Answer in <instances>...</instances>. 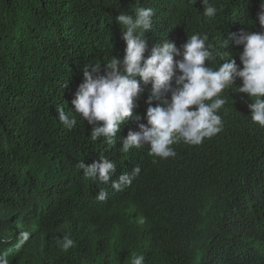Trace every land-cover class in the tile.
<instances>
[{"label":"trees","instance_id":"obj_1","mask_svg":"<svg viewBox=\"0 0 264 264\" xmlns=\"http://www.w3.org/2000/svg\"><path fill=\"white\" fill-rule=\"evenodd\" d=\"M208 3L220 10L213 19L201 0H0V255L9 264H131L136 255L144 264H264V127L251 120L239 78L223 94V130L200 145L178 142L167 159L150 155L149 144L120 151L129 131L147 124L151 85L115 147L93 141L71 103L88 64L123 57L117 17L139 7L155 12L146 57L166 38L180 47L207 34L218 47L231 33L261 31L252 23L260 0ZM242 50L219 48L237 65ZM58 107L75 116L73 129ZM101 156L115 162L116 182L140 173L119 191L86 177L79 162ZM23 231L31 236L21 245ZM66 235L74 247L65 252Z\"/></svg>","mask_w":264,"mask_h":264},{"label":"clouds","instance_id":"obj_2","mask_svg":"<svg viewBox=\"0 0 264 264\" xmlns=\"http://www.w3.org/2000/svg\"><path fill=\"white\" fill-rule=\"evenodd\" d=\"M201 3L203 16L209 19L217 16L220 10L215 5L208 0ZM259 9L256 21H252L254 26L258 22L259 32L231 33L218 47L209 43L207 34L187 36L186 43L180 47L166 38L155 44L147 57L145 34L152 32L154 10L139 7L133 16L119 15L117 22L126 44L124 55L112 57L103 65L95 63L85 67L83 83L71 101L73 112L91 126L93 141L104 138L108 145L115 147L122 125L133 117L135 101L144 87L151 85L147 124H139V131H129L120 151L128 153L149 144L150 155L167 159L176 156L173 145L178 142L200 145L223 130L219 114L227 103L223 94L239 78L242 86L238 92L247 94L251 101L248 104L251 120L264 127V0H260ZM230 45L242 46L240 65L227 51H219ZM226 55L230 59H225ZM218 56L224 62L211 67ZM153 101L158 102L155 107L151 106ZM57 113L59 121L69 130L76 126L75 116L70 118L63 107H58ZM78 167L90 179L104 184L112 181L111 186L117 191L130 186L134 176L140 173V168L135 167L132 176L122 173L116 182L112 179L116 164L104 156L89 166L80 161ZM106 198L107 192L101 189L97 199ZM138 222L143 225L145 219L141 217ZM30 236L28 231L21 232L19 244L26 243ZM58 246L66 252L74 247V241L66 235L58 240ZM0 264H9L6 254L0 255ZM131 264H144V256H133Z\"/></svg>","mask_w":264,"mask_h":264}]
</instances>
